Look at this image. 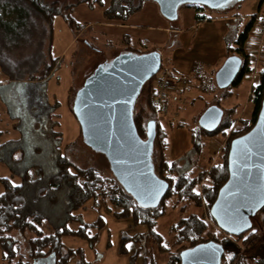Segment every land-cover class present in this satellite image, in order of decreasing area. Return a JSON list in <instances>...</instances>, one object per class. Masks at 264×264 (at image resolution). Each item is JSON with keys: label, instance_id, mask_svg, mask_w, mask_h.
Here are the masks:
<instances>
[{"label": "trees", "instance_id": "1", "mask_svg": "<svg viewBox=\"0 0 264 264\" xmlns=\"http://www.w3.org/2000/svg\"><path fill=\"white\" fill-rule=\"evenodd\" d=\"M101 0H81L79 3ZM111 0L105 9L107 19L126 24L130 15L139 12L142 5H134L135 0ZM78 3V4H79ZM75 4L61 5L59 1L44 2L41 0H0V72L10 83L0 84V94L5 101L10 97L4 93V87L15 85L17 100L20 96L27 98L31 107L29 112H22L23 122L15 125L20 129L23 137L18 141L0 144V160L5 161L11 150L22 146L33 147L40 145L44 150L41 153H31L27 162L37 161L39 165L26 169L23 183L14 184L11 178H0L4 190L0 194V250L2 264H39L42 260L53 258L54 264H67L72 257L78 256L79 264H83L84 250L80 247L69 248L62 241L64 236H77L87 240L93 247L98 238V231L103 222L98 219L87 222L78 212L89 201H103L108 205L117 206L121 211H114L120 219H131L135 227L145 226L144 233L125 235L122 245L126 248L129 242L138 247L135 253L129 255L131 264H135L142 257L143 264H158L154 255L148 254V243L152 242L162 253H169L167 264H180L181 252L197 244L216 241L225 248L221 264H245L246 258L241 253L237 241H232L221 230L215 218L211 215V206L218 196L220 188L229 178L228 156L233 139L247 133L256 123L264 99V65L256 69L254 61L256 55L246 50V44L255 25L251 18L242 31H238L233 42H227V57L238 55L243 64L239 76L222 93L217 104L222 99L232 97V85L242 82L244 76L259 73V82L251 89L250 100L254 106L250 119L235 118L236 109H223L224 115L220 125L213 131H208L198 125V129H190L192 149L178 160H169L166 153L170 146L169 133L160 119V106L157 103L158 87L156 77L147 81L141 92L146 88L144 103L136 107L141 93L137 96L134 108V120L139 134L147 138L148 125L155 123L156 137L153 143L152 161L155 173L169 182V189L157 207L143 206L129 193L124 186L112 175H106L94 167H80L70 156L61 149L62 135L53 128L59 122L53 120L59 107L51 104L47 97V82L57 68L59 59L52 57V42L54 33V19L57 15H64L68 22L70 11ZM180 8H193L196 11L213 10L201 4H184ZM229 8L225 9V11ZM219 11V10H217ZM257 13V12H256ZM255 14V13H254ZM221 16H228L221 15ZM235 15L229 21L233 22L240 17ZM208 17L196 13L197 22ZM105 22V21H103ZM84 26L83 28H85ZM18 48L19 54L14 52ZM128 42L122 52L133 51ZM158 51L157 48L142 50L140 53ZM189 83V82H188ZM83 86V85H82ZM79 90V89H78ZM71 96L70 108L74 112V100L77 91ZM16 99V98H15ZM12 100V99H11ZM12 104V103H11ZM14 108L15 106L12 105ZM13 111V110H12ZM75 113V112H74ZM225 113L227 114L225 116ZM36 126H32V121ZM241 121L242 127L235 129L236 123ZM180 123L179 126H185ZM46 126V127H45ZM52 130V133H51ZM82 131V129H81ZM222 133L226 137L223 147L221 162L206 172L207 179L204 185L203 198L207 202V211L211 220L217 225L226 237H220L210 229L209 223L202 217L191 215L183 218L173 227L176 232L177 243L180 244L174 252L164 242V236L157 230L158 219L165 214L168 199L176 197L178 201H193L197 206L202 205V198L197 191L199 179L189 173V167L196 164L205 150L206 138ZM71 145H66L69 148ZM183 165H180V162ZM46 163L44 166L43 164ZM203 175V173H201ZM78 212V213H77ZM261 214L260 226L254 223L256 215ZM254 216H251L252 227L245 233L233 237L236 240L245 239L247 247L264 239V207ZM49 219L54 227V232L45 233L42 226ZM78 222V229H71L68 224ZM13 231L19 232L23 239L13 236ZM30 233L28 237L26 234ZM24 242L28 251L23 252ZM124 252V251H123ZM228 253V257L227 254ZM81 256V258H80ZM77 258V257H76Z\"/></svg>", "mask_w": 264, "mask_h": 264}, {"label": "rangeland", "instance_id": "2", "mask_svg": "<svg viewBox=\"0 0 264 264\" xmlns=\"http://www.w3.org/2000/svg\"><path fill=\"white\" fill-rule=\"evenodd\" d=\"M44 2L59 1L61 5L75 4L70 11L72 22H68L64 15H57L54 19V33L52 42V57L59 59L57 68L54 70L51 78L47 82V97L51 104H57L56 110L60 126L58 130L63 132L62 151L67 153L70 158L80 167H94L106 175H112L110 163L104 153L93 150L85 141L80 121L76 114L70 108L71 96L73 92L80 89L85 80L101 65H106L111 60L120 55L124 47L128 44L134 48L133 52L140 53L142 50L157 48L162 55L163 65L172 69V65L180 67V62L173 58L175 50L178 48L179 38L176 34H167V29L171 30L172 25L181 26L180 29H187L188 25L195 22V14L192 8H180L178 16L174 19L166 18L162 15L159 5L153 0H135L134 5H142L139 12L130 17L126 24L107 19L105 9L111 0H101L91 3L81 0H41ZM118 1V0H117ZM116 1V2H117ZM121 2L119 0L117 3ZM79 3V4H78ZM264 8V0H241L234 1L229 10H208L213 16L226 15L227 18L240 17L230 23V32L226 36L228 44L234 45L233 39L238 31H242L245 25L250 21L253 13ZM236 16V17H237ZM106 23L108 24H105ZM236 25L238 31L236 32ZM86 26L85 28H83ZM257 25H254L250 33V38L246 44V50L256 55L254 61L255 68L261 69L264 65V43L261 45L258 39ZM178 41V43H177ZM215 47L214 53L207 56V59L190 63L191 68L182 70L189 83L178 81V101L166 103L168 107L167 114L162 113L160 119L169 133L170 146L167 150V157L171 160L180 159L186 152L192 149V138L189 136L190 129H198L199 120L202 114L211 106L218 105L217 102L222 93L227 89L218 86L216 74L224 65L227 57L218 55L221 51L222 43L213 41ZM208 45H203L202 49H207ZM187 50V49H186ZM227 50V47H226ZM19 54L18 48L14 51ZM217 52V53H216ZM158 73L155 75L157 76ZM154 76V77H155ZM260 74L254 73L252 76H246L238 85H232L234 92L232 97L222 99L219 106L222 109L235 108V118L250 119L253 114L254 106L250 100L251 89L255 84L253 79H259ZM158 78V77H156ZM7 94V93H6ZM146 88L141 92L137 108L144 103ZM162 112V111H161ZM227 114L225 113V116ZM236 123L235 129L242 127L241 121ZM180 123H186L178 130ZM190 128V129H189ZM205 150H202V157L196 164L189 167V173L194 176H202L199 179L197 191L202 198V205L197 206L193 201H178L176 197H171L167 201L165 214L157 222V230L164 236V242L174 252L180 244L177 243L176 232L173 227L183 218L191 215L202 216L210 225V229L216 232L220 237H226L220 231L217 225L211 220L207 211V202L203 198L204 185L207 182L206 172L220 163L222 150L226 143V137L222 133L206 138ZM71 146L67 149L66 145ZM26 147V146H25ZM20 148V147H19ZM23 153L30 151L26 147ZM22 153V154H23ZM36 153H39L36 151ZM20 154V153H19ZM184 163L181 161L180 165ZM184 166V165H183ZM13 171V175L11 172ZM23 169L11 167L5 172L0 170L1 176L9 177L13 183L21 184L23 179L20 173ZM203 173V175H201ZM2 184H0L1 186ZM114 211H121L120 208L108 205L106 202L95 200L89 201L80 212L87 222H94L101 219L102 225L98 231V238L93 247L90 243L77 236L63 238V243L70 248H82L84 250L83 264H131L129 255L137 250L135 243H127L123 247L121 241L125 235H135L144 233L145 226L135 227L131 219H120L116 217ZM261 214L256 215L254 223L260 226ZM71 229H78L79 223L74 221L68 224ZM43 230L45 233L54 232V227L50 220L44 221ZM13 236L23 239L17 231L11 233ZM28 237L30 233L26 234ZM237 245L244 258L245 264L252 261L264 264V239L255 244L246 245L245 239L236 240ZM28 245L24 242L23 252L28 251ZM124 251V252H123ZM148 254L154 255L158 264H167L170 257L169 253L160 252L154 243H148ZM228 257V253L226 254ZM77 257V258H76ZM72 257L67 264H79L78 256ZM2 254L0 250V264H2ZM135 264H143L142 257Z\"/></svg>", "mask_w": 264, "mask_h": 264}, {"label": "water", "instance_id": "3", "mask_svg": "<svg viewBox=\"0 0 264 264\" xmlns=\"http://www.w3.org/2000/svg\"><path fill=\"white\" fill-rule=\"evenodd\" d=\"M153 1L159 5L163 16L174 19L184 4L225 10L234 1L241 0ZM242 64L238 55L227 57L216 74L218 86L229 87L239 76ZM161 66L159 51L122 52L85 80L73 106L86 143L105 154L114 176L140 205L151 207L159 205L169 189V182L160 178L153 166L155 123H149L147 138H142L135 124L134 108L144 84ZM223 115L224 110L219 105H211L200 117L199 125L213 131ZM228 167L229 178L220 188L210 212L221 230L238 236L252 227L251 216L264 207V99L255 125L232 140ZM240 216L247 222L242 230L233 222V217ZM224 252L222 244L211 240L183 250L180 264H221Z\"/></svg>", "mask_w": 264, "mask_h": 264}, {"label": "crops", "instance_id": "4", "mask_svg": "<svg viewBox=\"0 0 264 264\" xmlns=\"http://www.w3.org/2000/svg\"><path fill=\"white\" fill-rule=\"evenodd\" d=\"M191 10H194L195 16H196V13H202V14L207 15L208 18L200 22H197V20L195 19V22L193 21L191 24H189L187 29H180L181 26L178 25L177 27V26L172 25L170 26L171 30L167 29L166 31L167 34L174 33L177 36H180L179 38L180 42L178 44V48L177 50H175L174 55H173V58L180 62V67L176 66L175 64L171 66L173 73L175 74V76L173 77L175 81H177L178 77H181V75H184L182 72L184 68L186 69L187 67L189 68L192 67L190 66V63L195 64L197 61H202L203 59L206 60L207 56H210L214 53V51H217V50H214L215 47L212 45L213 41L215 40H217V42L220 41L222 43L221 51H218V53L217 52L216 53L218 55L227 57V50H226L227 37L226 36L230 32V26H232L230 25L231 22L229 21L230 18L221 16V14L218 15V17H215L212 15V13H208V11H196L193 8ZM105 24H108V23L105 22ZM237 27L238 26L236 25L235 27L236 32L238 31ZM203 45L205 46L208 45L207 46L208 48L202 49L201 47ZM246 76L248 77L252 75H246ZM246 76H244V78ZM254 81H255V84H257L259 82V79H255V80L253 79V83ZM9 83H10L9 79H7V77L2 72H0V84L7 85ZM14 88H16L15 85H8L4 87V90H3L4 93L5 94L7 93L6 95L10 97L9 99L10 101H5L4 98L0 94V144L1 145L7 142H10V141H14V140L18 141L22 139L23 133L20 129H16L15 125L24 121L22 112H29L31 107L33 108V105H30L27 98L20 96V99L17 100V97L19 96H14L15 95ZM178 91L179 90L177 87L176 90H173L170 93H168V96L166 98L167 104L170 103V101H172V103L173 101L175 103L176 101H178V98H179ZM12 105L13 106L16 105V106L13 108ZM55 114H56V111H55ZM53 120H57L59 122L58 124L54 126L53 131L61 132V135H62L61 143L63 145V132L61 130H58L61 123L58 120L57 116ZM32 126L34 127L36 126L34 120L32 121ZM178 130H184V129H181L179 126ZM51 133H52V130H51ZM189 137L191 138V135ZM62 145H61V149H63ZM25 148L26 147L21 145L20 148H18V150L12 149L11 154H9V156L6 157L5 161L0 160V170L5 172L6 170L11 169V167H18L19 169L21 168L23 169V171L20 173V175H21V178L23 179L24 178L23 175L26 169L34 165H39L37 161L32 162V163H28L26 161L29 152L27 151V153H23L24 152L23 150ZM29 148L31 150V153H35L36 151L41 153L44 150L38 144H34L33 147H29ZM43 165L45 166L46 163H44ZM11 174L13 175V171L11 172ZM0 178H4V176H1L0 174ZM0 184L2 183L0 182ZM3 190H4V187L3 185H1L0 194L3 192ZM69 237L70 236H64L63 238H69ZM39 264H54V261H53V258H47V259L42 260ZM250 264H262V263L252 261V263Z\"/></svg>", "mask_w": 264, "mask_h": 264}, {"label": "built area", "instance_id": "5", "mask_svg": "<svg viewBox=\"0 0 264 264\" xmlns=\"http://www.w3.org/2000/svg\"><path fill=\"white\" fill-rule=\"evenodd\" d=\"M250 18L255 19V24L257 25L258 29V39L261 45L264 43V8L259 10L257 13L252 14ZM175 74L173 73V70L165 65L162 66L158 72L157 79H156V85L158 87V96H157V103L160 106V115L162 113L167 114L168 107L166 105V98L168 96V93H170L173 90H176L178 86L177 81H183V83H188V79L185 77H178L177 81L173 79ZM162 111V112H161ZM227 237L231 238L233 235L226 233Z\"/></svg>", "mask_w": 264, "mask_h": 264}, {"label": "snow or ice", "instance_id": "6", "mask_svg": "<svg viewBox=\"0 0 264 264\" xmlns=\"http://www.w3.org/2000/svg\"><path fill=\"white\" fill-rule=\"evenodd\" d=\"M240 221H244L243 223H240ZM233 222L236 223L238 225V227L242 230L243 227H245L247 225V222L244 220V218L242 216L236 218L233 217ZM233 231H236V228L232 229ZM245 239H247V237H245Z\"/></svg>", "mask_w": 264, "mask_h": 264}, {"label": "flooded vegetation", "instance_id": "7", "mask_svg": "<svg viewBox=\"0 0 264 264\" xmlns=\"http://www.w3.org/2000/svg\"><path fill=\"white\" fill-rule=\"evenodd\" d=\"M16 100V99H15ZM14 106H16V105H14Z\"/></svg>", "mask_w": 264, "mask_h": 264}]
</instances>
